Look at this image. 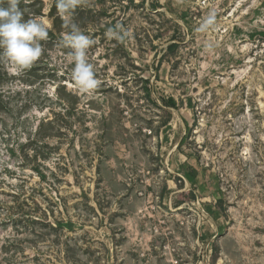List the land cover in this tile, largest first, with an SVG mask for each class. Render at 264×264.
Returning a JSON list of instances; mask_svg holds the SVG:
<instances>
[{"label": "rangeland", "instance_id": "obj_1", "mask_svg": "<svg viewBox=\"0 0 264 264\" xmlns=\"http://www.w3.org/2000/svg\"><path fill=\"white\" fill-rule=\"evenodd\" d=\"M54 1L0 60V264H264V0H82L87 92Z\"/></svg>", "mask_w": 264, "mask_h": 264}, {"label": "clouds", "instance_id": "obj_2", "mask_svg": "<svg viewBox=\"0 0 264 264\" xmlns=\"http://www.w3.org/2000/svg\"><path fill=\"white\" fill-rule=\"evenodd\" d=\"M82 0H55L61 18L68 16L60 43L71 50L73 61L71 77L82 91L98 86L93 66L87 60V50L93 43L91 37L73 22V10ZM20 0H0V60H6L19 72L31 69L42 55L41 41L48 39L49 27L40 16L24 20L19 9ZM211 23V19L208 21Z\"/></svg>", "mask_w": 264, "mask_h": 264}, {"label": "trees", "instance_id": "obj_3", "mask_svg": "<svg viewBox=\"0 0 264 264\" xmlns=\"http://www.w3.org/2000/svg\"><path fill=\"white\" fill-rule=\"evenodd\" d=\"M19 5H21V7H23V6H25V5H23V4H20L19 3ZM41 11L39 10L38 11V13H40ZM55 12H56V4H55V1H54V4L52 5V7H51V9H50V14H51V16L53 15V14H55ZM177 47H178V43H171V44H169L167 47H166V53H173L176 49H177ZM167 103L168 104H171V105H175V100L173 99V98H168V100H167ZM195 197H196V195H195V193H194V191H190V192H187V193H182L181 195H179V197H178V200H177V202H176V204L177 205H179V204H181L185 199H195ZM221 208V207H220ZM221 210H224L223 208L221 209Z\"/></svg>", "mask_w": 264, "mask_h": 264}]
</instances>
